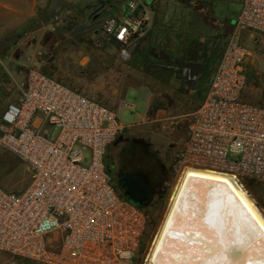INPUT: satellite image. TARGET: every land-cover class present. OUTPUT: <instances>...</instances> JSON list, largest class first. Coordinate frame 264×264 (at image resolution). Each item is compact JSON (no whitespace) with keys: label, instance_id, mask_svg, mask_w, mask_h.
<instances>
[{"label":"built area","instance_id":"built-area-1","mask_svg":"<svg viewBox=\"0 0 264 264\" xmlns=\"http://www.w3.org/2000/svg\"><path fill=\"white\" fill-rule=\"evenodd\" d=\"M126 9L100 20L125 58L146 24L137 0ZM236 24L264 34V0H243ZM250 54L229 40L177 154L178 178L194 168L264 183V105L242 99ZM123 129L117 112L97 98L30 69L20 97L0 118V148L31 172L20 193L0 185V252L31 264H138L148 215L119 188L106 159ZM155 234L141 264H150Z\"/></svg>","mask_w":264,"mask_h":264},{"label":"crops","instance_id":"crops-1","mask_svg":"<svg viewBox=\"0 0 264 264\" xmlns=\"http://www.w3.org/2000/svg\"><path fill=\"white\" fill-rule=\"evenodd\" d=\"M127 1H107L95 20L124 16ZM137 1L146 24L125 58L116 40L98 41L99 28L79 33L68 25L99 0H0V44L10 45L0 73V118L20 97L25 71L38 69L101 102L98 93L122 89L124 98L130 89L143 91L148 113L177 118L181 131L210 90L216 69L210 36L221 22L210 0Z\"/></svg>","mask_w":264,"mask_h":264},{"label":"rangeland","instance_id":"rangeland-1","mask_svg":"<svg viewBox=\"0 0 264 264\" xmlns=\"http://www.w3.org/2000/svg\"><path fill=\"white\" fill-rule=\"evenodd\" d=\"M210 2L212 3V16L221 22L218 24V30H214L210 36L216 67L229 40L233 37L247 45L251 54L244 63L247 82L242 99L246 102L264 105V34L237 26L236 19L241 11L243 0H210ZM94 6L95 4L91 8ZM91 11L88 9L83 15L69 18L68 25L72 32L78 31L79 33H89L97 27L101 30L98 34V41H106L107 37L101 29V21L90 18L94 10ZM9 47L10 45L3 49V45L0 44V73L4 69L2 60L7 55ZM121 60L125 62V59L121 58ZM29 70L25 73L27 74ZM5 72L9 73L7 69ZM97 96L104 104L117 112L124 124L121 134L107 149L106 159L109 166L113 167L114 172L120 166L137 168L147 176L153 188L152 198L145 206L148 226L140 253L136 258L137 263L141 264L142 257L164 217L171 191L178 179L179 173L174 165L177 154L183 149L189 135L192 116L187 117L184 123L181 122L183 128L177 131L176 126L181 127L177 118H166L153 112L148 113L146 95L143 91L130 89L124 98L122 89L118 93L104 92L98 93ZM177 134L180 137H177ZM136 137L149 144L147 151L137 150V148L135 150L131 147V141ZM87 161L88 155H86ZM113 170H111L112 174H114ZM30 182L31 172L27 165L11 152L0 148V185L2 188L6 191L20 193ZM242 184L255 198L257 204L264 209V204L257 197L264 193V183L248 177L242 180ZM19 261L21 259L16 256L0 252V264H19Z\"/></svg>","mask_w":264,"mask_h":264},{"label":"bare ground","instance_id":"bare-ground-1","mask_svg":"<svg viewBox=\"0 0 264 264\" xmlns=\"http://www.w3.org/2000/svg\"><path fill=\"white\" fill-rule=\"evenodd\" d=\"M148 260L264 264V209L234 176L188 169L173 186Z\"/></svg>","mask_w":264,"mask_h":264},{"label":"water","instance_id":"water-1","mask_svg":"<svg viewBox=\"0 0 264 264\" xmlns=\"http://www.w3.org/2000/svg\"><path fill=\"white\" fill-rule=\"evenodd\" d=\"M107 1L115 0H99L100 5L91 13L90 18L96 19L105 8ZM110 170H112L111 167ZM119 182L124 189V193L133 202L141 205L151 200V189L142 178L133 175H119Z\"/></svg>","mask_w":264,"mask_h":264},{"label":"flooded vegetation","instance_id":"flooded-vegetation-1","mask_svg":"<svg viewBox=\"0 0 264 264\" xmlns=\"http://www.w3.org/2000/svg\"><path fill=\"white\" fill-rule=\"evenodd\" d=\"M149 146V144L147 142H145V140L141 139V138H133L132 141H131V147H133V149L137 148V150H148L147 147ZM136 150V149H135ZM110 167V166H109ZM112 170H113V167H111ZM114 172V170H113ZM118 179H117V177ZM119 175H133V176H136V177H139V178H142L144 180L147 181L148 183V180H147V177L137 168H132V167H129V166H120L118 167L117 170H115L113 176L116 180V183L117 185L120 187V182H119ZM150 189H151V198H152V187L150 186V184L148 183Z\"/></svg>","mask_w":264,"mask_h":264},{"label":"trees","instance_id":"trees-1","mask_svg":"<svg viewBox=\"0 0 264 264\" xmlns=\"http://www.w3.org/2000/svg\"><path fill=\"white\" fill-rule=\"evenodd\" d=\"M97 19V18H96ZM96 21V20H95ZM146 176V175H145ZM147 177V176H146ZM144 180V179H143ZM147 180H148V178H147ZM145 181V183L147 184V186L149 187V185H148V183L150 184V182H149V180H148V183H147V181L146 180H144ZM120 185V187H121V184H119ZM151 186V185H150ZM150 188V187H149ZM121 189L123 190V192H124V189L121 187ZM257 197H258V199H259V201L262 203V204H264V193H261V194H259V195H257ZM148 204V202H145L144 204H141V205H139V206H141V207H143V208H145V206ZM19 264H31L30 262H28V261H26V260H22L21 259V261H19Z\"/></svg>","mask_w":264,"mask_h":264},{"label":"snow or ice","instance_id":"snow-or-ice-1","mask_svg":"<svg viewBox=\"0 0 264 264\" xmlns=\"http://www.w3.org/2000/svg\"><path fill=\"white\" fill-rule=\"evenodd\" d=\"M236 246H238V247H239V245H236Z\"/></svg>","mask_w":264,"mask_h":264}]
</instances>
